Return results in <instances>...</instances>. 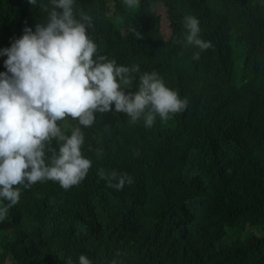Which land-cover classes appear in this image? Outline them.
Returning a JSON list of instances; mask_svg holds the SVG:
<instances>
[{"label": "trees", "instance_id": "obj_1", "mask_svg": "<svg viewBox=\"0 0 264 264\" xmlns=\"http://www.w3.org/2000/svg\"><path fill=\"white\" fill-rule=\"evenodd\" d=\"M41 3L49 0H0V52L25 27L46 23ZM158 6L167 9L168 39ZM74 12L92 17L87 34L99 55L139 65L131 91L155 71L189 103L150 128L114 105L90 127L58 121L67 135L81 128L92 167L67 190L50 180L21 188L0 222V264H79L81 254L109 264L117 251L122 264H264V0H138L131 9L123 0H75ZM188 15L212 44L198 61L200 49L183 42ZM100 169L134 182L107 187Z\"/></svg>", "mask_w": 264, "mask_h": 264}, {"label": "clouds", "instance_id": "obj_2", "mask_svg": "<svg viewBox=\"0 0 264 264\" xmlns=\"http://www.w3.org/2000/svg\"><path fill=\"white\" fill-rule=\"evenodd\" d=\"M28 2L37 6V0ZM74 2L39 4L46 23H37L34 32L25 27L24 34L0 52L7 57L6 72L0 73V222L18 204L21 188L50 180L67 190L87 176L92 161L82 155L84 133L76 126L67 135L65 124L58 121L70 117L90 127L96 113L109 112L114 105L117 113L130 118V124L143 118L145 127L150 128L157 116L167 121L188 106L187 98L181 99L166 87L155 71L140 74L136 90L131 91L132 74L140 73L139 65L118 66L115 60L99 55L87 34L93 27L92 17L81 13L77 19ZM123 3L131 9L138 0ZM154 10L155 5L149 4L147 11ZM199 25L195 16L184 18L187 34L183 42L200 49L193 54L195 61L201 51L212 47L210 41L199 38ZM133 32L141 38L135 28ZM101 155L98 149L97 157ZM97 175L115 190L134 182L127 173L116 170L100 169ZM120 256L117 251L109 264H122ZM78 259L79 264H93L85 254Z\"/></svg>", "mask_w": 264, "mask_h": 264}, {"label": "rangeland", "instance_id": "obj_3", "mask_svg": "<svg viewBox=\"0 0 264 264\" xmlns=\"http://www.w3.org/2000/svg\"><path fill=\"white\" fill-rule=\"evenodd\" d=\"M157 15H159L162 19V29L164 34L166 35L167 39L170 37L171 28H170V20L168 18L167 9L164 6H158L157 9ZM236 46V44H234ZM238 47V46H236ZM237 75H239V69H237ZM255 234L258 236L259 233L254 231Z\"/></svg>", "mask_w": 264, "mask_h": 264}]
</instances>
